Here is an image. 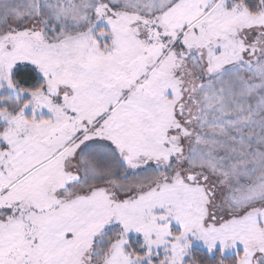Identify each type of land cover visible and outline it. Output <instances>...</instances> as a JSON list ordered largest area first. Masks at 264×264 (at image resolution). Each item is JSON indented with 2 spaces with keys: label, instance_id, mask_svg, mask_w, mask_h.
Instances as JSON below:
<instances>
[{
  "label": "snow or ice",
  "instance_id": "1",
  "mask_svg": "<svg viewBox=\"0 0 264 264\" xmlns=\"http://www.w3.org/2000/svg\"><path fill=\"white\" fill-rule=\"evenodd\" d=\"M0 264H264V0H0Z\"/></svg>",
  "mask_w": 264,
  "mask_h": 264
}]
</instances>
